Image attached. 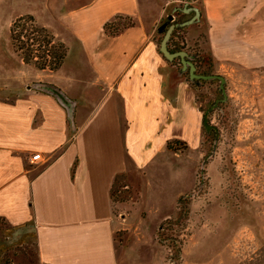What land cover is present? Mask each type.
<instances>
[{"label":"crops","instance_id":"0c3cea01","mask_svg":"<svg viewBox=\"0 0 264 264\" xmlns=\"http://www.w3.org/2000/svg\"><path fill=\"white\" fill-rule=\"evenodd\" d=\"M200 2L217 31L209 36L211 55L264 67V0ZM162 6L163 0H0V85L18 88L16 99L0 97V219L31 227L40 264L153 263L148 236L160 228L163 210L155 218L138 213L152 190L136 181L146 182L148 167L163 176L167 141L195 151L202 138L193 93L185 80L171 81V65L157 48ZM23 15L66 47L57 70H37L13 51L9 28ZM116 17L132 23L110 36L103 26ZM31 81L78 100L74 131L52 96L22 89ZM183 156L182 170H172L183 176L174 196L195 180L197 154L189 162ZM122 176L135 201H113Z\"/></svg>","mask_w":264,"mask_h":264},{"label":"rangeland","instance_id":"374dc122","mask_svg":"<svg viewBox=\"0 0 264 264\" xmlns=\"http://www.w3.org/2000/svg\"><path fill=\"white\" fill-rule=\"evenodd\" d=\"M200 1L163 0L154 38L158 48L168 25L163 31L158 29L166 22L167 16H172L168 24H176L193 15V12L186 14L174 11V8L198 6L200 21L176 27L172 32L178 35L180 45H184L180 50L196 55L193 61L199 66L200 74H219L225 78L227 100L217 101L221 98L218 80H202L199 85L198 82L193 84L196 81L185 77L187 71L174 79L181 66L180 60L175 58L168 62L164 59L171 65V81L185 80L188 83L202 115L217 101L208 114V122L218 131L217 143L212 156L203 165V184L198 191L201 161L212 148L215 131L206 134L202 126L201 142L195 151L186 145L184 150H170L163 154L162 160L167 165L163 176L152 173V168L148 167L146 182L143 183L141 176L136 181L138 188L147 184L152 190L148 204L138 205L136 209L142 216L148 214L154 218L163 210V215L156 217L163 229L158 228L153 239L148 236V242L153 243L152 264H264V67L250 60L238 61L233 57L218 60L211 55L209 36L217 31L211 30L210 21L203 17ZM116 19L119 23L117 28L132 23L127 17ZM35 82L42 81L28 82L22 89L35 90L55 99L51 94L27 88ZM17 91L18 88L0 85V97L7 100L16 99ZM194 152L197 160L193 185L188 191L174 196L183 184V176L174 174L172 170L179 168L181 171L183 153L188 155L186 159L189 162L188 157ZM153 159L157 161L156 157ZM125 183L123 176L116 179L112 188L113 201L137 199V194L126 188ZM183 195L188 197L179 200ZM158 198L162 199L164 206L156 205ZM113 211L118 214L117 206ZM161 237L171 239L161 241ZM0 264H40L31 227L7 226L0 219Z\"/></svg>","mask_w":264,"mask_h":264},{"label":"trees","instance_id":"16d2710c","mask_svg":"<svg viewBox=\"0 0 264 264\" xmlns=\"http://www.w3.org/2000/svg\"><path fill=\"white\" fill-rule=\"evenodd\" d=\"M116 18L106 22L103 26L105 33L110 36L118 35L131 25L117 28L119 23ZM9 33L13 51L21 57L24 63L31 64L39 70L47 69L50 71H55L61 66L66 55V47L55 41L47 29L36 23L32 16L17 17L11 23ZM177 39H179L178 35L172 32L168 43L170 50L177 51L184 48V45H180ZM172 46H174V49L171 48ZM166 148L173 151L184 150L186 149V143L178 140L167 141ZM160 228L163 229L162 224ZM168 239H171V237H161V241Z\"/></svg>","mask_w":264,"mask_h":264},{"label":"water","instance_id":"95a60500","mask_svg":"<svg viewBox=\"0 0 264 264\" xmlns=\"http://www.w3.org/2000/svg\"><path fill=\"white\" fill-rule=\"evenodd\" d=\"M174 11H180L182 13H190L193 12V15L191 18L188 20H185L180 23L176 24H168L172 20V16L169 15L167 16L166 22H164L162 25H160L158 31H163L164 27L167 26V29L165 30L162 39L160 40L158 51L162 54V56L168 61L171 62L175 58H179L181 62V66L178 68L176 71L175 76L173 77L174 79L177 77H180L185 71H188L189 73V80L194 82L195 80L198 79V84H201L200 81L202 80H218L219 81V86L218 90L221 94V98L217 99V101L224 102L227 100V95L225 92V83L226 80L222 75L219 74H197L195 72L196 68L193 64V59L195 58L196 55L194 54H189L185 50H179V51H170L167 47L168 41L170 38L171 32L176 28V27H184L188 26L191 23L199 22L200 21V10L198 6L192 5V6H183L182 8L173 9ZM27 88H34L36 90L51 94L55 97L57 100L58 104L64 108L65 114H66V121L69 126V128L74 131L75 130V123H74V114H75V107L77 104V101L74 99L69 98L61 89L56 87L55 85L49 84V83H43V82H35L27 86ZM213 103L211 106H209L203 113L202 115V125L204 127V131L206 134H209L211 130L215 131V137L213 140L212 148L210 149L209 153L204 156V158L201 161L200 165V183L197 186V191L201 188L203 184V165L207 162V160L212 156V153L214 152L215 145L217 143V136H218V131L216 126L210 124L208 122V114L209 112L216 106V103ZM188 197V195H183L179 197V200H182L183 198Z\"/></svg>","mask_w":264,"mask_h":264},{"label":"flooded vegetation","instance_id":"af4514ba","mask_svg":"<svg viewBox=\"0 0 264 264\" xmlns=\"http://www.w3.org/2000/svg\"><path fill=\"white\" fill-rule=\"evenodd\" d=\"M172 33V32H171ZM170 36H171V34H170ZM178 63H180L181 64V62H178ZM193 64H194V66H195V68H196V70H195V72L197 73V74H200V73H202L200 70H199V66H197V63L196 62H194L193 61ZM185 77H187L188 79H189V73H188V71L186 72V74H185ZM196 82L195 83H193V84H197V82H198V79L197 80H195ZM199 85V84H198Z\"/></svg>","mask_w":264,"mask_h":264}]
</instances>
